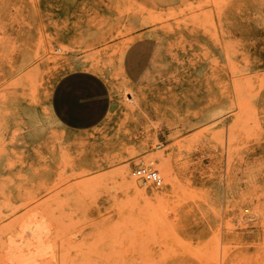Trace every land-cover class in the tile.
I'll return each mask as SVG.
<instances>
[{
  "label": "rangeland",
  "instance_id": "rangeland-1",
  "mask_svg": "<svg viewBox=\"0 0 264 264\" xmlns=\"http://www.w3.org/2000/svg\"><path fill=\"white\" fill-rule=\"evenodd\" d=\"M0 264H264V0H0Z\"/></svg>",
  "mask_w": 264,
  "mask_h": 264
},
{
  "label": "built area",
  "instance_id": "built-area-1",
  "mask_svg": "<svg viewBox=\"0 0 264 264\" xmlns=\"http://www.w3.org/2000/svg\"><path fill=\"white\" fill-rule=\"evenodd\" d=\"M132 174L145 181H151L155 185H160L162 182V178L157 170L149 166H138L132 171Z\"/></svg>",
  "mask_w": 264,
  "mask_h": 264
},
{
  "label": "bare ground",
  "instance_id": "bare-ground-1",
  "mask_svg": "<svg viewBox=\"0 0 264 264\" xmlns=\"http://www.w3.org/2000/svg\"><path fill=\"white\" fill-rule=\"evenodd\" d=\"M48 61V60H47ZM50 62V61H49ZM51 63V62H50ZM89 66H90V63H89ZM94 66V65H93ZM87 68V67H86ZM129 177V176H128ZM130 181V180H129Z\"/></svg>",
  "mask_w": 264,
  "mask_h": 264
}]
</instances>
